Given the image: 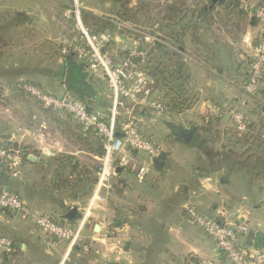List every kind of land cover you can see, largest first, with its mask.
Listing matches in <instances>:
<instances>
[{"label":"crops","instance_id":"0c3cea01","mask_svg":"<svg viewBox=\"0 0 264 264\" xmlns=\"http://www.w3.org/2000/svg\"><path fill=\"white\" fill-rule=\"evenodd\" d=\"M72 1L0 0V33L10 40L9 47L3 49L4 55L0 56V141L28 147L46 158L65 153L86 165L79 158L83 151L73 140L52 139L48 132L50 120L29 105L22 107L26 101L21 98L23 94L19 89V85L27 83L34 74L37 48L45 45L63 52V48L80 41L79 33L75 39L73 19L61 15L71 7ZM130 1V6H134L136 0ZM93 2V6L102 7V12L92 6L85 7L77 0L79 11L111 24L112 29L100 34L107 36L104 50L117 59L116 62L124 60L134 39L151 37L145 32L151 28L118 24L110 19L111 0ZM249 2L255 6L252 5L255 0ZM202 5L207 8L199 15ZM234 11L231 0H210L209 3L190 0V31L184 40L185 46H190V128L180 129H190L192 137L184 144L162 119L156 116L149 119L144 110L133 113L144 125V130L139 128L141 136L166 153L162 168L152 167L150 176L142 181H138L131 170L116 168L113 183L121 184L112 186L106 202L91 210L77 246L70 247L68 242L44 234L35 226L34 219L47 215L57 223L75 227L94 187L90 191L80 186L68 194H59L51 189L50 179L46 183V177L36 172L28 178L24 175L27 167L35 168L40 161L36 154L28 156L32 161L27 157L23 162L16 152L10 168L0 166V191L16 195L30 211L23 217L0 210V234L12 241L17 257L30 264H101L93 254L84 253L80 244L105 248L98 241L109 228L115 232L127 258L122 264H201L202 260L212 259L217 264H228L226 260L220 261L222 255L213 241L187 220L184 206L188 203L195 204L201 214L220 224L244 225L248 232L238 239V244L251 250L264 249V200L261 197L264 186L251 179L254 168L236 160L237 156L230 153L232 150H225L223 141L228 132L233 131V124L227 120L231 105L246 103L242 87L247 77V63L241 52L257 32L248 16L236 15ZM18 52L26 54L22 62L17 61L15 53ZM63 65L62 61L60 67ZM61 76L59 78H63ZM46 80L49 84L57 81L58 86L62 83L50 75ZM60 86L61 94L78 100L64 83ZM50 92L56 96L57 91ZM92 97L94 112L106 116L112 92L108 96L93 90ZM105 98H110L108 104H104ZM250 102L253 108L262 105L264 99L257 96ZM260 111L263 116L264 105ZM78 128L82 135L89 136ZM88 155L91 160L99 161L98 156ZM131 155L151 164V159L143 154L131 152ZM239 174L242 186L237 182ZM72 208L76 209V217L70 224L62 219ZM96 225L98 232L94 231Z\"/></svg>","mask_w":264,"mask_h":264},{"label":"built area","instance_id":"2783aa9c","mask_svg":"<svg viewBox=\"0 0 264 264\" xmlns=\"http://www.w3.org/2000/svg\"><path fill=\"white\" fill-rule=\"evenodd\" d=\"M244 10L256 22L257 32L254 40L247 43L241 52L243 60L247 63V77L242 94L254 99L259 89L264 87V6L244 7ZM61 15L65 19L72 18L79 32L80 41L71 44L77 61L85 67L87 73L104 80L112 92L111 107L104 116L97 112L89 113L81 102L70 95L54 96L28 83L19 85L25 96L44 109L69 113L83 132H94L101 140L102 154L99 158L97 182L78 224L75 227L64 226L47 215L34 219L35 226L44 234L68 242L70 247H73L81 240V232L91 210L105 203L108 193L112 190L116 168H130L138 181L146 179L153 171L149 162H141L131 155V152L143 154L150 160L161 151L158 145L141 136L133 114L134 110L138 108L168 114L169 109L155 94L148 74L139 68L145 60V52L139 50V46L141 42L153 41V38L141 36L134 39L127 58L116 62L111 54L104 50L107 36L91 34L81 23L77 0H73L71 7L63 10ZM136 58L139 59V63L134 67L131 62ZM235 107L236 104L230 109L234 130L237 133H244L246 119ZM6 156L7 151L0 148V161ZM0 210L23 217L30 214L23 202L7 191H0ZM184 212L187 220L213 241L228 264H264V249L251 250L238 244V239L248 232L244 225L220 224L201 214L193 203L185 205ZM114 234L112 229L104 230L98 242L105 248H95L82 243L80 248L84 253H91L99 258L101 264H122L127 258ZM13 247L12 241L0 234V254H9ZM201 264L217 262L203 260Z\"/></svg>","mask_w":264,"mask_h":264},{"label":"trees","instance_id":"16d2710c","mask_svg":"<svg viewBox=\"0 0 264 264\" xmlns=\"http://www.w3.org/2000/svg\"><path fill=\"white\" fill-rule=\"evenodd\" d=\"M113 4V13L110 19L118 24H128L130 26L137 25L143 17L152 12L151 6L156 5L158 10V19L156 27H151L149 35L154 39L149 43L141 42L139 50L145 52L144 63L139 68L148 74L151 87L154 89H163L164 94L160 98L168 107V114H180L186 110L188 105V99L185 98L183 92L184 89L179 82L178 77L183 72V64L181 59L187 55L185 50V36L187 31H190V16L189 9L184 5L183 0H136L134 6H130V0H111ZM208 3L210 0H206ZM250 0H231L234 12L236 15L243 17L248 16L250 20L256 25L254 19L244 10V7H252ZM264 6V0H257L255 6ZM240 6V8H239ZM206 5L200 6L198 11L199 15H203ZM161 10V12H160ZM82 24L89 30L91 34H100L106 29H112L108 22L99 20L93 17L91 13L80 12ZM94 19L89 20L88 18ZM187 18V19H186ZM115 27V26H114ZM89 30V31H90ZM190 37V36H189ZM10 45V40L7 36L0 33V56L3 55L2 50L7 49ZM62 60L64 65L61 66L63 70V77L67 79L66 87L67 91L72 93L77 101L81 102L89 113L94 112L92 103L93 87L86 80L87 72L85 67L76 60L75 54L72 52L71 47L63 48ZM125 54L124 59L127 58ZM112 56V55H111ZM113 57V56H112ZM172 61L174 63H172ZM85 77V78H84ZM49 94V93H48ZM258 97L264 99V87H261L257 93ZM138 108H136V113ZM262 116V115H261ZM264 118V114L262 116ZM253 120L246 121V130L244 133L235 132L237 143H249L260 142V152L256 153L255 163L259 165V168H254L251 173V179L254 181L261 180L264 177V147L262 146L261 132L253 138V132L260 128ZM87 135L93 137L97 141V149L93 152L95 156L100 158L102 154L101 140L96 136L94 132H84ZM0 148L7 151V156L0 161V166L11 167L13 164V157L17 152V157L21 161H26L30 155H35L34 150L28 147L18 146L6 141H0ZM237 156L236 153L230 152ZM40 162L53 164V172L51 177V189L59 194L70 193L75 191L80 186H86L91 191L97 182L98 164H95L91 168L82 164L77 158L61 153L51 158L38 156ZM251 157L247 158V161ZM38 163V164H39ZM246 163V162H245ZM254 163V164H255ZM122 170H131L130 168H122ZM132 171V170H131ZM121 182L113 183V188L119 186ZM72 224L73 220L62 219ZM1 264H30L27 261L21 260L17 257L15 246L13 250L6 255H2L0 259Z\"/></svg>","mask_w":264,"mask_h":264},{"label":"rangeland","instance_id":"374dc122","mask_svg":"<svg viewBox=\"0 0 264 264\" xmlns=\"http://www.w3.org/2000/svg\"><path fill=\"white\" fill-rule=\"evenodd\" d=\"M3 1L9 2V0H6V1L3 0ZM46 1L50 2V0H46ZM85 1L86 0H81L82 4L85 7L92 6L93 9L99 10V12L100 11L102 12V10H101L102 7L100 5H99L100 8L92 5L94 3L93 0H89L87 2H85ZM183 1H184V5L186 6V8L190 10V0H183ZM194 1L197 2L199 0H194ZM202 1L206 2V0H202ZM252 1H254V0H252ZM255 2H257V0H255ZM255 2H253L252 5H255L256 4ZM151 8H152L151 9L152 12L149 15H147V16L143 15V17H141V19L138 23L139 27H143V29H145V28L149 29L151 27L153 28V26L156 27L157 19H158V10L156 9V5H154V4L151 6ZM160 12H161V10H160ZM189 16H190V14H189ZM88 19L92 20L94 18L91 17ZM80 20H81V15H80ZM72 26H74V28H75L74 21L72 22ZM75 29H73L74 35L77 36V33H79V32ZM108 29H109V27H108ZM89 32H91V30ZM145 32L147 33L149 31L147 30ZM79 36L75 37V39H78ZM76 41L79 42L78 40H76ZM186 44H188L187 40H186ZM184 47H185L187 55L183 56V58L181 59L182 64H183V72L180 75V77H178V79H179V82L184 89L183 94H184L185 98L189 100L188 105L186 106V110H184L180 114H170V115L169 114H159L157 112L144 110L145 111L144 115L146 117H148L149 119H152V118L154 119L155 116L162 119L164 121L166 127H168L170 129L172 134H174L175 130H177V129L190 128V46L186 45ZM53 48L54 47H48V46L42 45L41 47L36 49V52L34 53V66H35L34 74H32L29 77V81H27V83L31 84L35 87H38L39 89H41L45 93L50 94L51 90H55V91H57L56 96H61L63 94H61L62 88L60 85L62 83H64V85H67L66 84L67 79H65L63 77V72H61L63 70L60 69L61 68L60 65L62 64V61H63L62 56L64 53L54 51ZM15 55L17 56V61L22 62L23 60L21 58L24 57L26 54L18 52V53H15ZM116 58H118V57L116 56ZM114 60H117V59H114ZM172 63H174V62L172 61ZM60 74H62L61 77H63V78H59ZM48 75H50L51 77H55V79H57L60 82L62 81V83H60L59 86L57 85L58 84L57 81H54L53 83L49 84L48 80H46V77ZM246 75H247V67H246ZM86 80L90 83V85L93 87V90L95 92H97L98 94H102V95L107 94L108 96H110L111 90L108 88V86L106 85L104 80L97 77L96 75H91L89 73L86 76ZM47 84H49V85H47ZM154 91H155V94L159 97L163 96V94H164V91L161 88L154 89ZM21 98H23V100L26 101V102H24L26 104H22L23 108H27L26 106L29 105L33 109L42 112V114L50 120L49 125H50L51 129L48 130V132H50V134L52 135V139L57 138L58 141H66V140H70V139L73 140L75 142V144L80 148V150L83 151V154L82 153L79 154V158L82 162L86 163V166L91 168L95 164L99 165V161L91 160V158L88 155V153L93 154V152L97 149V146H98L97 141L90 136L82 135L79 128H78L77 123L75 122V120L72 118V116L69 113L63 112V111H52V110L44 109L42 106L37 104L35 101L31 100L29 97L25 96L24 94H23V97H21ZM109 99L110 98H105L104 104H106V103L108 104L110 102ZM245 99H246L245 104H243L242 106H239V105H237V103H235L237 105V107H235V108H236L237 112H239L240 114H242V116L245 117L246 121L253 120L254 122H257L256 124L260 128H257L253 132V138H255L259 132L264 134V118H262V116L260 115V112H261L260 109L264 105L263 104L264 102H261L262 105H258V106L256 105L257 107L255 106L253 108L252 107L250 108L251 98L245 97ZM233 105H231L230 109L232 108ZM139 111L140 110L138 109L137 112H139ZM135 112H136V110H134V113ZM134 117L137 118L138 116H134ZM227 120L229 122H231V125L233 124V120H232L231 116L227 117ZM136 124H137L138 129L140 128V131L142 129L144 130V125L142 124L141 121H138V118L136 119ZM70 131L73 134H69ZM237 140L238 139H236L235 130L233 127V131L228 132V135L223 140L225 147H226L225 150H232L233 153L238 154L239 156L237 155L236 160H238L240 162L244 161V163L246 162L245 165L247 164L248 167H253L255 169L259 168V165H257L255 163V161H256L255 152L256 153L260 152V149L258 147L260 142L259 141L253 142L251 140L249 143H243L241 141L237 143ZM261 140H262V142H264V135H262ZM262 146L264 147V144ZM248 157H251V159H249L247 161ZM232 159H233V157H232ZM27 168H29V169L26 170L24 175L27 176L28 178H30V176L34 175L33 173L36 172V174H39L41 176L46 177V179H47V181H45L46 183H49V179H50V183H51V177H52L51 175H52L53 168H54L53 164H47V163L40 162L39 164L36 165L35 168H30V167H27ZM233 179L234 178H231L232 182L235 181V179L234 180ZM237 182L240 183V186L243 185L241 183L242 181H241L240 174H239ZM237 182H236V187L238 186ZM255 182H257L261 187H263L264 186V177L260 181L257 180ZM255 190H258V189H255ZM84 193H85V191H84ZM66 194H68V193H66ZM261 197L264 200V194ZM78 244L79 243L75 244L74 247L77 246ZM0 255L2 256L4 254H0ZM212 261H214V259H212ZM0 264H1V262H0Z\"/></svg>","mask_w":264,"mask_h":264},{"label":"water","instance_id":"95a60500","mask_svg":"<svg viewBox=\"0 0 264 264\" xmlns=\"http://www.w3.org/2000/svg\"><path fill=\"white\" fill-rule=\"evenodd\" d=\"M139 63V59L136 58L134 60H132L131 65L132 66H136ZM192 131L190 129H177L174 132V136L177 138V140L181 141L184 144H187L191 137H192ZM166 158V153L164 151H160L159 154L153 158H151V165L155 170H160L162 168V163L164 161V159ZM33 158L32 157H28V161H32ZM76 217V209L72 208L70 209L67 214L65 215V219L66 220H72ZM99 226H95L94 227V231L98 232ZM226 258L225 256H222V258H220V261H225Z\"/></svg>","mask_w":264,"mask_h":264}]
</instances>
